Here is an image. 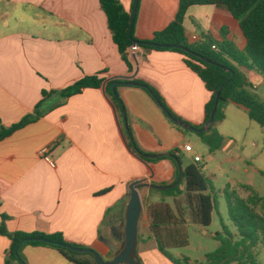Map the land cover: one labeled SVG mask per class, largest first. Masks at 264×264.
Listing matches in <instances>:
<instances>
[{
	"label": "crops",
	"instance_id": "1",
	"mask_svg": "<svg viewBox=\"0 0 264 264\" xmlns=\"http://www.w3.org/2000/svg\"><path fill=\"white\" fill-rule=\"evenodd\" d=\"M120 1L134 13L135 0ZM179 4L180 0H139L135 38L151 40L168 27ZM184 26L190 42L212 41L218 50L222 45L245 50L240 24L224 4L191 6ZM130 59L133 71L119 52L101 0H0V126L34 114L40 104L42 112L35 122L0 140V224L2 215H8L9 231L59 232L67 242L111 260V246H123L131 183L175 180L170 159L148 162L132 143L157 158L190 144L188 131L172 123L145 89L128 82L141 79L151 84L173 112L195 125L205 121L211 92L178 52L140 47L130 51ZM240 69L264 100V76L255 69ZM134 73L133 79L127 78ZM97 74L103 78L99 88H85L67 99L50 93ZM114 81L119 82L122 106L113 97ZM44 90L49 94L44 96ZM225 114L216 125L223 145L235 140L236 130L250 118L247 108L235 102L226 106ZM44 149L49 152L43 154ZM188 153L193 154L194 147ZM158 189L140 188L144 208L137 256L143 264H174L159 249L148 206L168 203L179 218L177 225L162 227L164 241H178L187 229L198 228L206 235L207 229L201 224L197 199L191 204L185 192L163 196ZM11 243L0 234V264H5ZM23 252L29 264H75L50 246L28 245Z\"/></svg>",
	"mask_w": 264,
	"mask_h": 264
},
{
	"label": "trees",
	"instance_id": "2",
	"mask_svg": "<svg viewBox=\"0 0 264 264\" xmlns=\"http://www.w3.org/2000/svg\"><path fill=\"white\" fill-rule=\"evenodd\" d=\"M101 4L107 14L109 26L119 52L131 71H133V64L130 59V47L136 41L140 47L147 50H170L184 55L188 67L204 81L207 89L211 92L210 100L206 104L205 121L201 125L188 122L189 125L201 130L208 124L217 101L218 92L222 87L214 122L208 125L206 131L196 132L201 140L208 145L211 152H216L222 148L224 136L220 134L216 125L225 119V108L230 102H235L247 108L249 117L264 128V100L252 90L246 74L240 69V67L255 69L264 76V0H180L179 10L173 22L165 29L156 32L151 40H138L135 38L134 27L131 30L133 14L126 11L120 0H101ZM213 4L226 5L234 18L238 20L247 41L244 51H239L233 46L226 47L224 45L217 51L212 48V41L203 43L189 41L184 26L189 8L194 5ZM102 82L103 78L98 74L88 75L59 91L54 90L50 93L59 92L63 99H67L81 93L85 88H99ZM128 84L142 87L175 119L183 120L171 110L165 98L151 84L141 79H134ZM48 94L49 92L43 91L44 96ZM113 97L118 106L123 105L118 94H113ZM40 107L41 104L37 106L34 114L24 117L21 121L9 127L1 125L0 140L35 122L42 115ZM170 120L178 127L191 131L179 125L173 119L170 118ZM132 145L139 155L148 162L170 159L174 163L176 167L175 180L170 184L163 182L154 183V185L168 186L176 183L180 176L178 162L181 163L183 167L182 179L173 187L165 190L158 189V191L163 196L173 197L185 192L191 204L197 199L201 224L206 228L210 226L213 221V213L217 209V201L216 197L208 192L211 188L206 183L202 166L198 162L184 165L179 148L160 157L152 158L151 153L142 150L135 142ZM181 184L185 185L184 189L181 188ZM226 197L229 204V216L239 233V238L236 239L231 232H227V236L222 237V234L218 232L214 236L215 239L220 241L218 248L207 253L205 260L195 262H192L186 256L182 259L175 258L168 247H176L181 243L177 241L170 243L164 241L160 236L163 226L178 224L179 218L171 205L160 202L148 206L151 229L158 240L160 251L174 264H260L256 259L254 248L259 244L261 236H264V214L257 213L255 207L262 205L264 208V196L254 192L249 198L244 199L238 196L236 192L227 190ZM2 218L0 234L10 238L12 242L6 253L5 264H29L23 252L28 245L56 248L75 264H96L93 254L77 252L61 245L70 244L82 247L67 242L62 233L11 232L6 226L9 216L3 214ZM138 259L140 264H143L139 257Z\"/></svg>",
	"mask_w": 264,
	"mask_h": 264
},
{
	"label": "rangeland",
	"instance_id": "3",
	"mask_svg": "<svg viewBox=\"0 0 264 264\" xmlns=\"http://www.w3.org/2000/svg\"><path fill=\"white\" fill-rule=\"evenodd\" d=\"M246 121L247 124L240 125L236 130V139H227L223 147L214 153L196 133L187 132V140L194 147V153L181 152L183 164L196 163L195 154L202 156L203 160L198 164L202 166L206 183L211 188L208 192L216 197L217 209L213 213L212 224L206 228V235L198 228L187 229L183 236L177 238L181 244L168 247L175 258L186 256L192 262L205 260L206 254L215 251L220 245V241L214 238L218 232L222 237L231 232L236 239L239 238L229 216L227 190L236 192L244 199L254 192L264 196V128L251 118ZM181 188H185V185L181 184ZM181 199L186 203L182 196ZM255 211L264 214L262 205H257ZM254 252L257 261L264 264V236H261Z\"/></svg>",
	"mask_w": 264,
	"mask_h": 264
},
{
	"label": "water",
	"instance_id": "4",
	"mask_svg": "<svg viewBox=\"0 0 264 264\" xmlns=\"http://www.w3.org/2000/svg\"><path fill=\"white\" fill-rule=\"evenodd\" d=\"M138 5H139V0H135V6H134V13H133V18L131 22V30L134 27V22L136 18V13L138 10ZM134 44H138L136 41H134ZM136 76V73H134L131 76H128L127 78L133 79ZM119 82L114 81L112 83V89L115 93L117 94L116 86L118 85ZM222 89V87H221ZM220 91L218 92V97L217 101L214 107V110L212 112V116L208 122V124L201 130H198L194 128L193 126L189 125L188 122L183 121V120H177L175 119L165 108L163 110L165 113L168 115L169 118L173 119L176 121L179 125L183 126L186 129L195 131V132H202L206 131L208 129V125L212 124L214 122V115L218 109V104H219V96H220ZM125 119L127 120L126 114H125ZM128 148L132 151V148L128 145ZM136 151V150H135ZM133 152V151H132ZM153 157H156L157 155H152ZM179 170H180V176L179 179L177 180L176 183L168 186H160V185H154V184H148L146 183L145 179H139L135 180L131 183L130 185V202L128 204L127 212H126V219H125V231H124V242L122 249L119 250L118 248L114 247L113 245L112 250L115 253V257L111 260H106L104 259L98 252H96L92 248L88 247H77L73 246L70 244H61L63 246H66L67 248L81 252V253H91L94 255V260L96 264H140L139 259L137 257V244H138V233H139V221L140 217L143 211V200L142 196L140 193V188L142 186H150V187H155L159 189H168L170 187H173L176 185L181 179H182V174H183V167L180 162H178Z\"/></svg>",
	"mask_w": 264,
	"mask_h": 264
},
{
	"label": "built area",
	"instance_id": "5",
	"mask_svg": "<svg viewBox=\"0 0 264 264\" xmlns=\"http://www.w3.org/2000/svg\"><path fill=\"white\" fill-rule=\"evenodd\" d=\"M195 38H196V37H195ZM212 48H213L214 50H218L217 46L214 45V44L212 45ZM139 49H140V46H139L138 44H134V45H132V46L130 47V51H132V52H136V51H138ZM182 150H184V151H186V152H192V151H193V146H192L191 144L184 145L182 148H180V151H182ZM47 152H49V149H44V150H43V154H46ZM194 160H195L196 162H201V161L203 160V158H202L201 155H195V156H194ZM50 163H51L52 166H55V162H54L53 159H50Z\"/></svg>",
	"mask_w": 264,
	"mask_h": 264
}]
</instances>
